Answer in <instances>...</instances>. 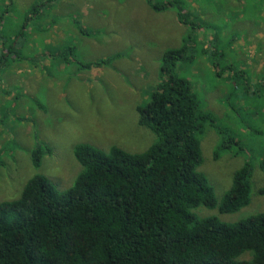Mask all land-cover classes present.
Instances as JSON below:
<instances>
[{
  "label": "rangeland",
  "instance_id": "obj_1",
  "mask_svg": "<svg viewBox=\"0 0 264 264\" xmlns=\"http://www.w3.org/2000/svg\"><path fill=\"white\" fill-rule=\"evenodd\" d=\"M175 1L201 28L147 0H55L36 15L33 6L45 0H0V55L17 44L0 63V203L20 198L37 174L59 190L72 187L83 170L78 144L145 152L157 136L139 125L138 109L163 83L164 53L190 41L195 59L179 62L175 74L216 124L201 136L199 171L220 201L246 161L254 168L246 207L221 214L201 206L194 214L234 223L264 211V0ZM42 145L51 152L36 167L32 154Z\"/></svg>",
  "mask_w": 264,
  "mask_h": 264
},
{
  "label": "trees",
  "instance_id": "obj_2",
  "mask_svg": "<svg viewBox=\"0 0 264 264\" xmlns=\"http://www.w3.org/2000/svg\"><path fill=\"white\" fill-rule=\"evenodd\" d=\"M54 1L34 5L32 14ZM147 2L157 13L176 9L180 22L201 28L179 1ZM12 48L0 55V63ZM189 49L190 41L164 53L163 83L138 109L139 125L157 136L145 152L119 147L105 152L78 144L74 155L83 170L72 187L59 190L37 174L20 198L0 203V264H264V211L234 223L194 214L201 206L221 214L246 207L254 168L246 161L220 201L199 171L201 136L216 124L212 114L200 109L189 81L175 74L179 62L195 59ZM110 60L83 63L82 68ZM48 152L46 145L33 152L36 167ZM3 165L0 160V170ZM259 194L264 196V187Z\"/></svg>",
  "mask_w": 264,
  "mask_h": 264
},
{
  "label": "crops",
  "instance_id": "obj_3",
  "mask_svg": "<svg viewBox=\"0 0 264 264\" xmlns=\"http://www.w3.org/2000/svg\"><path fill=\"white\" fill-rule=\"evenodd\" d=\"M16 49H17V44H16V46H15V45L13 46V48H12V53H13V51L16 50ZM1 50H2L3 53H4L5 51H8V49H6L5 46H2Z\"/></svg>",
  "mask_w": 264,
  "mask_h": 264
}]
</instances>
